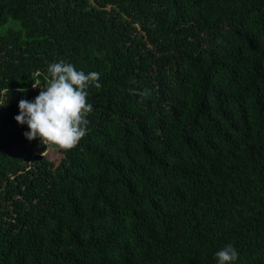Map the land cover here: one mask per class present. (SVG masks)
Instances as JSON below:
<instances>
[{
  "label": "trees",
  "instance_id": "obj_1",
  "mask_svg": "<svg viewBox=\"0 0 264 264\" xmlns=\"http://www.w3.org/2000/svg\"><path fill=\"white\" fill-rule=\"evenodd\" d=\"M61 60L57 168L14 116ZM0 105V264H264V0H0Z\"/></svg>",
  "mask_w": 264,
  "mask_h": 264
},
{
  "label": "clouds",
  "instance_id": "obj_2",
  "mask_svg": "<svg viewBox=\"0 0 264 264\" xmlns=\"http://www.w3.org/2000/svg\"><path fill=\"white\" fill-rule=\"evenodd\" d=\"M47 71L49 82L33 99L18 101L19 111L14 119L27 126L23 132L27 140L39 139L45 145L51 142L70 149L85 135L86 117L92 110V105L86 102L87 89L90 84L101 87L100 73H85L63 60L50 63ZM214 256L217 264H232L238 253L232 244H226Z\"/></svg>",
  "mask_w": 264,
  "mask_h": 264
},
{
  "label": "rangeland",
  "instance_id": "obj_3",
  "mask_svg": "<svg viewBox=\"0 0 264 264\" xmlns=\"http://www.w3.org/2000/svg\"><path fill=\"white\" fill-rule=\"evenodd\" d=\"M28 86H30V83L26 82V87ZM36 150L43 151V153L46 154L53 162L54 167L57 168L61 167V165L64 163L66 159L67 153L70 151V149L61 148L58 145L51 142L47 143V145L45 146H43V144L38 142L36 145Z\"/></svg>",
  "mask_w": 264,
  "mask_h": 264
}]
</instances>
